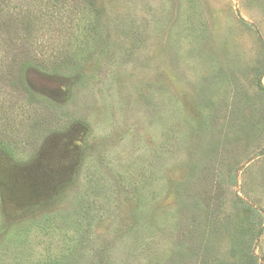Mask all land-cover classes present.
Wrapping results in <instances>:
<instances>
[{
	"label": "rangeland",
	"instance_id": "1",
	"mask_svg": "<svg viewBox=\"0 0 264 264\" xmlns=\"http://www.w3.org/2000/svg\"><path fill=\"white\" fill-rule=\"evenodd\" d=\"M28 1L4 0L40 13ZM64 1L21 60L0 53V85L14 71L33 92H0V264H173L194 224L199 255L225 245L190 205L178 236L177 185L217 180L236 222V193L264 209V0Z\"/></svg>",
	"mask_w": 264,
	"mask_h": 264
},
{
	"label": "trees",
	"instance_id": "2",
	"mask_svg": "<svg viewBox=\"0 0 264 264\" xmlns=\"http://www.w3.org/2000/svg\"><path fill=\"white\" fill-rule=\"evenodd\" d=\"M58 1H61L62 4L65 3L64 0H34L33 8L40 10V13L39 12L35 13V12H30L29 8H27L28 5L27 6L25 5L24 6L25 9L23 10H19V9L15 10L14 9L15 6L13 5H12V9L6 8L9 2L5 3L4 0H0V53L7 52L8 54V51L14 52L15 55L12 58H10V60L15 62L21 60V58L19 59V57H22L24 49H20L17 44H19V42H21L23 39L29 36L32 39L38 38L39 34H42L41 28H43L44 25H45L44 27H46L47 30L49 29L48 26H51V23H49V19H51V17L53 19L56 18L54 17V15L49 13V8L46 7L51 4V6L56 8L58 6L57 5ZM72 1L73 3L81 2V0H72ZM23 4H29V1L27 0L26 3V0H23ZM44 8H46L45 11ZM74 10L76 9L72 8L70 12L73 13ZM43 12L45 13L44 15L42 14ZM3 13H7L9 16L5 17L3 16ZM45 16L46 17L48 16V18L46 19ZM64 17H65L64 22L66 23L65 28L66 27L68 28L70 27V25H67V23L69 24L72 22V20L75 18V14L71 16L66 13V15L64 14ZM5 58H6L5 54L2 55V58H0V66L3 64L1 62L5 61ZM3 77L7 78L8 81H4L0 85V92L4 93L6 89L4 87H6L7 85L10 86L13 85L14 87H16V89L23 88L24 92L28 96H30V94L33 93L25 85L19 86V83L22 82V79L18 74L14 73V71L4 75ZM3 110H4L3 103L1 102L0 99L1 122H3V117H4L3 115L5 114ZM255 123L258 122L254 121L253 125H255ZM253 125H250V127L247 128L248 132H252V130L255 131ZM248 132L246 130H243V133L239 134L237 137L241 139L242 138L247 139ZM263 153H264V148L256 154V157ZM252 158L253 155H250V157L249 156L246 157L247 160H250ZM227 176L229 181L235 185L237 179L236 172L232 171V173H230ZM262 177H264V175ZM208 180L210 181V187L205 183L204 180L202 182L200 181V183L197 186L194 184V182H192L191 185L189 184L188 188L183 184L177 185V187L180 189L179 191H177L179 195H184L185 197H188L184 200V202L179 201V205H178L179 222L184 226L181 225V228L179 227L180 228L179 230L181 231L180 233H178V236L182 235L181 236L182 238L183 236L184 237L186 236V234L184 233L186 231V225H187L186 223L190 221H187L188 217H186L184 211H186L188 209V205H190L193 207V208L191 207L193 210H198L200 212L203 211L204 214H207V212H209L208 234L211 235L210 233H215L216 235L217 232L220 231V234H223L222 236L225 237V241H224L225 245L224 244H222V246L219 245V248L216 246V248H214L215 250L212 251L211 253L209 252L211 249H209L208 246L207 250L206 249L204 250L203 248L201 254L199 255V253L197 252L199 250V248H197L198 243L197 246L195 243H192L193 241L189 243L192 235L193 236L196 235L200 228L198 224H194V222H192L194 225L192 226V230L189 231L190 234L187 244L178 243L177 248H179V250L175 255H173V258L170 260L173 262V264H181L182 262L183 264H218V263L221 264L223 259L225 258L226 260H230L232 262L234 261V258H236L237 260L239 259L244 261L245 264H255L254 261L256 258L253 254L252 247L250 249L251 250L250 253H248L246 250L248 243L246 235L250 239L251 235L249 237V234L252 233L249 232V229H251V227H255V225L257 224H259V228L256 232V235H259L264 231V225L261 224L262 221L264 220V209L257 205H253L251 201L246 200L245 198L250 197L252 191L250 193V191L245 190L243 192L244 194L243 196L242 194L241 196L240 194L239 195L237 193L235 194L236 195L235 200L238 202V205L234 207L239 208L240 209L239 211L243 212V216L238 220V222H236L235 215L228 214L222 216L221 213L222 211L219 210L221 193H220V189L218 188L219 186L217 184V180H215V183L214 181L212 183V177H209ZM218 224L221 225L222 227L221 230L218 229ZM185 238L187 239V237ZM237 242H242L241 247L238 246L237 248L236 246ZM205 245L206 242L204 244V247ZM209 245L211 247L212 244L209 243ZM221 255H223L224 257H221ZM210 258L212 259L211 263L208 261V259Z\"/></svg>",
	"mask_w": 264,
	"mask_h": 264
}]
</instances>
